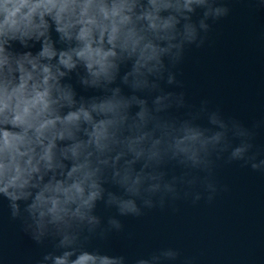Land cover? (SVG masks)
Returning a JSON list of instances; mask_svg holds the SVG:
<instances>
[{
	"label": "clouds",
	"instance_id": "1",
	"mask_svg": "<svg viewBox=\"0 0 264 264\" xmlns=\"http://www.w3.org/2000/svg\"><path fill=\"white\" fill-rule=\"evenodd\" d=\"M196 8L204 9L198 25L189 15ZM228 13L220 0H0V196L37 243L46 235L60 237L58 247L66 250L45 260L123 264V257L78 250L84 227L92 233L101 223L93 214L98 202L121 216H141L143 209L177 199V184L195 183L192 169L208 172L203 183L216 192L211 157L228 149L227 125L216 113L210 123L224 131L210 133L197 123L206 102L181 118L162 115L173 105L188 106L183 92L165 93L161 81L179 85L173 69L186 46H202L210 30L206 21ZM13 43L25 49L39 43L40 50L13 51ZM74 72L82 88L103 94L78 98L65 82ZM118 76L131 95L110 87ZM154 92L160 94L152 106L136 94ZM253 147L243 142L229 162ZM172 163L185 171L166 180ZM21 201L27 202V217ZM109 224L122 228L114 218Z\"/></svg>",
	"mask_w": 264,
	"mask_h": 264
}]
</instances>
